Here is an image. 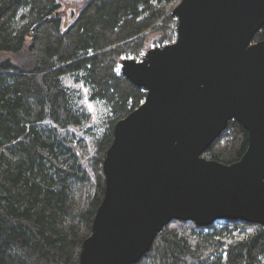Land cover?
<instances>
[{
  "label": "trees",
  "instance_id": "trees-1",
  "mask_svg": "<svg viewBox=\"0 0 264 264\" xmlns=\"http://www.w3.org/2000/svg\"><path fill=\"white\" fill-rule=\"evenodd\" d=\"M180 1L89 0L63 32L57 0H0V52L12 55L0 64V264H79L104 196L102 163L113 128L146 96L122 76L121 62L139 61L154 35L157 47L176 39L171 11ZM262 40L264 26L251 44ZM65 78L86 88L88 100L108 113L87 165L76 152L82 141L75 131L83 132L89 115L77 105L80 91L65 86ZM247 139L231 120L203 157L233 164ZM79 188L85 194L78 204ZM146 260L264 264V227L172 221L138 264Z\"/></svg>",
  "mask_w": 264,
  "mask_h": 264
},
{
  "label": "water",
  "instance_id": "water-1",
  "mask_svg": "<svg viewBox=\"0 0 264 264\" xmlns=\"http://www.w3.org/2000/svg\"><path fill=\"white\" fill-rule=\"evenodd\" d=\"M171 15L175 42L121 62L146 96L113 128L79 264H138L172 221L264 227V40L251 44L264 0H181ZM231 120L247 131L241 159L203 157Z\"/></svg>",
  "mask_w": 264,
  "mask_h": 264
},
{
  "label": "rangeland",
  "instance_id": "rangeland-1",
  "mask_svg": "<svg viewBox=\"0 0 264 264\" xmlns=\"http://www.w3.org/2000/svg\"><path fill=\"white\" fill-rule=\"evenodd\" d=\"M89 0H57V2L60 4L61 8L60 11L62 13V24H61V30L64 32L67 30V28L74 22L77 15L79 14L80 10L83 8V6L88 2ZM158 37L157 35L152 36L149 39V42L146 46V49L149 50V48H154L157 46L153 41L154 39ZM176 40V39H175ZM175 40L172 41L175 42ZM153 46V47H152ZM144 54V53H143ZM8 59H12V55L5 52H0V64L3 61H6ZM141 59V57H140ZM63 83L65 86L72 88L75 91H80L79 94L77 93L76 97H78L77 105L78 107L82 108V110L89 115V121L84 126V130L82 131H75L77 136L80 138L81 147L76 148V152L78 156H81L83 160H85L86 165L89 164V158L92 156L94 152V145L93 142L95 139H97L98 136L101 135V133L104 131V129L107 126V110L103 106L102 103L99 102H90L88 100V93L86 88L81 86L80 84H75L71 79L65 78L63 80ZM87 159V160H86ZM90 186H87V193L90 195L91 193ZM76 203H80L85 194V190H81L79 188L76 192ZM223 225V221L216 222V226L220 227ZM252 229H247V233H250ZM143 264H153V261L146 260Z\"/></svg>",
  "mask_w": 264,
  "mask_h": 264
},
{
  "label": "built area",
  "instance_id": "built-area-1",
  "mask_svg": "<svg viewBox=\"0 0 264 264\" xmlns=\"http://www.w3.org/2000/svg\"><path fill=\"white\" fill-rule=\"evenodd\" d=\"M163 47V46H162ZM142 58V57H141Z\"/></svg>",
  "mask_w": 264,
  "mask_h": 264
}]
</instances>
